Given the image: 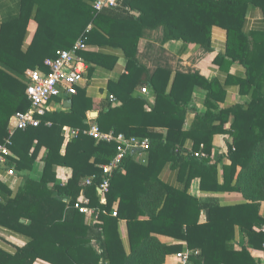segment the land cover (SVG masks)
Masks as SVG:
<instances>
[{
    "label": "trees",
    "instance_id": "trees-1",
    "mask_svg": "<svg viewBox=\"0 0 264 264\" xmlns=\"http://www.w3.org/2000/svg\"><path fill=\"white\" fill-rule=\"evenodd\" d=\"M118 10L95 11L92 0H20L19 14L0 24V142L11 140L7 167L32 172L38 161L45 169L41 180L26 177L13 194L0 183V226L27 236L28 243L15 252L0 247V264H165L166 258L180 253L182 245L167 246L157 236L186 242L187 249L199 251L192 264H259L249 249L264 244V29L246 33L245 17L250 6L264 14V0H120ZM126 9H129L127 11ZM136 12L137 14H135ZM37 28L25 49L30 22ZM165 30V41L211 50V30L224 29L228 46L215 63L229 72L235 62L246 68V77L229 78L246 98L241 105L218 110L224 91L216 81L199 73H172L158 69L150 76L137 59L141 35L146 29ZM87 45L121 50L127 59L128 74L110 84L120 102H109L95 120L103 133L151 141L145 164L129 152L120 171L110 181L106 204L98 187L103 181L101 167L117 154L114 141H99L83 134L88 129L87 112L92 101L85 91L70 98L67 111L47 113L38 127L18 130L10 137L12 118L26 112L29 69L47 70L45 61L77 41ZM89 64L113 67L115 56L82 53ZM151 87L156 102L149 111L147 100L136 95L138 88ZM196 86L208 90V111L197 115L192 128L184 126ZM145 96V95H144ZM216 110V111H215ZM230 122V126L225 127ZM50 125H47V124ZM78 129L64 148V127ZM217 135H229L226 156L213 154ZM188 140L194 150L209 159L195 158L184 151ZM46 154L40 159V154ZM227 161H229L227 163ZM172 164L178 172L180 188L161 180L164 168ZM71 176L63 185L59 170ZM220 170L221 175H220ZM94 177L90 185L86 179ZM222 178V179H221ZM195 179L203 192L239 193L246 203L221 206L203 202L190 193ZM83 198L88 207L99 211L98 223L89 224L76 208ZM117 212V217L112 215ZM205 214L206 221L201 223ZM127 223L126 248L120 221ZM246 237L238 249L237 231ZM99 241L100 253L92 243Z\"/></svg>",
    "mask_w": 264,
    "mask_h": 264
},
{
    "label": "crops",
    "instance_id": "crops-1",
    "mask_svg": "<svg viewBox=\"0 0 264 264\" xmlns=\"http://www.w3.org/2000/svg\"><path fill=\"white\" fill-rule=\"evenodd\" d=\"M20 10V0H0V24L2 21L15 18L19 14ZM137 14L136 12H134ZM37 28L36 22L32 21L28 27V36L25 42V49L30 45L32 39L35 35ZM264 29V14L260 8L250 6L247 10L245 17L244 30L246 33L252 32L254 30ZM228 46V34L227 32L219 27H214L211 30V50H205L204 48H198L195 45H187L182 41H165V30L163 27L157 29H146L143 31L138 51L137 59L140 64L144 66L149 75L152 76L158 69H164L172 73V77L177 73L191 74L199 73L208 81H216V84L224 91V96L222 100L218 101L217 109L222 110L229 108L233 105L241 104L243 105L246 101V98L241 95L240 87L236 84L235 81L229 83V78H244L246 77V68L240 62H235L229 72H225L221 69L216 63V57L219 54H224ZM106 53L115 56L116 63L113 67H103V66H94L92 69L89 68V64L81 55L82 53ZM80 56L86 62L88 69L84 76V82L82 83L79 91H85L86 95L92 101V109L87 112V124L88 129L93 126H97L96 119L99 117L100 112L103 110V107L106 106L109 102L110 96H114L110 89V84L117 83L120 79L128 74L127 70V59L125 54L115 48L109 46L101 45H88V50L81 52ZM53 59V58H48ZM47 60V59H46ZM47 69V67H46ZM43 70V69H35ZM32 69L27 70L28 72ZM46 71V70H44ZM147 87V86H145ZM144 87V88H145ZM143 88H138L136 90V95L143 96L147 100V105L145 106L146 111H149L151 107L155 105L156 97L149 86V94H141ZM79 93V92H78ZM116 98V97H115ZM211 100L210 93L208 90L201 86H196L193 92V100L189 108V112L186 118L184 129L189 131L197 117V115L205 114L208 111L206 102ZM118 106L120 102L114 104ZM72 107L70 98H61L53 101L51 108L48 113H53L56 111H67ZM216 111V110H215ZM97 113L95 117L93 114ZM47 125H50L49 123ZM230 126V122L226 123L225 127ZM65 129H74L72 127L66 126L63 129V136ZM86 129V130H88ZM76 130V129H74ZM78 130V129H77ZM113 133V132H108ZM65 138V137H64ZM227 140H231L229 135H217L214 137L213 141V154L211 159H214L216 156H225L226 160L228 147ZM69 140L65 139L64 148ZM203 150L200 148L198 151ZM184 151L191 153L194 150L193 142L188 140L184 145ZM46 154V149H43L40 154V159ZM135 154V160L139 163L145 164L147 161V154L133 153ZM229 161H227L228 163ZM44 163L38 161V164L32 172H17L16 176L13 178L0 176V183L4 184L8 190L13 194H17L21 186L23 185L26 177H31L37 180H41L44 174ZM220 170V175H221ZM71 176V171L68 169L59 170V181L65 185L68 179ZM222 179V178H221ZM161 180L166 184H169L173 187L180 188L178 182V172L172 167V164L167 165L162 174ZM190 193L193 197L203 201H215L221 206H231L246 203L247 200L239 193H210L203 192L200 188V180L195 179L191 185ZM106 204L105 202H102ZM260 215L264 216V202L261 203ZM89 224H92L93 219L87 217ZM206 221L205 214L201 216V223ZM120 233L122 240L128 249L127 246V223L123 220L120 221ZM159 241L167 246L173 245H182L183 250L187 249L186 242H180L165 236H157ZM29 241L27 236L21 235L19 233L13 232L3 226H0V247L8 252H15L18 248H23ZM238 249L242 245H246V237L239 229L237 231V240H236ZM94 249L100 253V243L99 241H94L92 243ZM181 251V252H182ZM249 252L254 257L257 263L264 264V249L255 250L250 248ZM178 254V253H177ZM177 254H172L166 258L165 264H179ZM36 264H48L43 261H38Z\"/></svg>",
    "mask_w": 264,
    "mask_h": 264
},
{
    "label": "built area",
    "instance_id": "built-area-1",
    "mask_svg": "<svg viewBox=\"0 0 264 264\" xmlns=\"http://www.w3.org/2000/svg\"><path fill=\"white\" fill-rule=\"evenodd\" d=\"M92 6L98 13L104 10L120 9V0H92ZM129 11V9H126ZM88 45L81 39L77 41L70 49L61 50L53 59H47L45 66L47 70H32L27 73L28 86L26 94L30 101V108L26 112H18L12 118L9 129V136L12 137L18 130H26L29 127H38L41 124L40 117L46 115L53 101L61 98H67L77 95L79 89L84 82V76L88 66L80 56L81 52L87 51ZM141 94L148 95L147 87L141 90ZM111 103H116L117 99L114 96L109 97ZM79 130L65 129L64 137L66 140L77 136ZM83 134L89 135L99 141H114L118 144L117 154L107 165L101 167L103 171V181L98 187L100 195L103 197L102 202H105V195L109 192L110 181L115 173L120 171L122 162L129 152L146 154L150 149L151 141L148 138L141 139L136 137H126L122 134L116 136L114 133H103L98 126H93L88 130H84ZM11 140L6 139L0 142V176L2 172L4 177L13 178L16 176V171L7 167L8 156L10 153ZM191 154L195 158L209 159V155L203 150L192 151ZM94 177L88 178L85 184L90 185ZM89 200L83 198L81 202L76 204V208L87 217L92 218V224H97L99 219V211L88 207ZM114 217H117V212H112ZM264 232V228L262 230ZM264 249V244H263ZM199 251L186 249L177 254L179 264H192L191 258L198 256Z\"/></svg>",
    "mask_w": 264,
    "mask_h": 264
},
{
    "label": "water",
    "instance_id": "water-1",
    "mask_svg": "<svg viewBox=\"0 0 264 264\" xmlns=\"http://www.w3.org/2000/svg\"><path fill=\"white\" fill-rule=\"evenodd\" d=\"M93 115L96 117V116H97V113H94ZM135 152H136V151H133L132 153H135Z\"/></svg>",
    "mask_w": 264,
    "mask_h": 264
}]
</instances>
